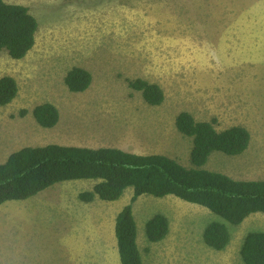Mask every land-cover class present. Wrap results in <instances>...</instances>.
<instances>
[{
	"label": "rangeland",
	"instance_id": "374dc122",
	"mask_svg": "<svg viewBox=\"0 0 264 264\" xmlns=\"http://www.w3.org/2000/svg\"><path fill=\"white\" fill-rule=\"evenodd\" d=\"M25 6L38 22L33 49L21 60L0 53V79L12 78L17 97L0 106V164L25 147L49 144L163 154L191 167V138L175 126L180 112L216 130L246 128L240 156L213 153L205 169L235 180H264V0H3ZM92 75L84 93H71L67 72ZM143 79L164 92L146 104L127 80ZM54 105L58 124L42 128L35 107ZM26 111L25 115L21 112ZM95 181L55 185L22 202L0 206V264H120L115 219L129 204L79 200ZM143 264H244L241 245L264 233V215L231 226L222 252L208 248L203 230L223 221L176 197L144 195L133 204ZM157 214L169 235L149 243L145 224Z\"/></svg>",
	"mask_w": 264,
	"mask_h": 264
},
{
	"label": "trees",
	"instance_id": "16d2710c",
	"mask_svg": "<svg viewBox=\"0 0 264 264\" xmlns=\"http://www.w3.org/2000/svg\"><path fill=\"white\" fill-rule=\"evenodd\" d=\"M37 30L38 22L28 8L0 0V53L5 52L14 60L23 59L35 45ZM64 82L71 93H84L91 86L92 75L74 67L67 72ZM126 82L146 104H163L165 96L159 85L139 78ZM17 94L18 87L12 78L0 79V106L12 103ZM32 116L45 129L54 128L60 118L58 109L50 103L35 107ZM216 124L214 118L200 122L188 112L177 115V130L192 140L191 167L163 154L138 155L115 148L57 144L22 148L0 164V206L28 201L46 189L70 181L96 182L92 190L79 194L84 203L95 199L116 202L131 188L133 195L117 214L114 233L120 264H143L132 206L144 195L160 199L173 196L202 207L223 221L210 222L202 234L208 248L222 252L231 242V226L239 227L254 214L264 215V180H235L204 168L213 153L240 156L250 145L251 135L246 128L233 126L218 131ZM169 231V220L162 214L145 224L149 243L164 241ZM240 255L244 264H264V233L247 234Z\"/></svg>",
	"mask_w": 264,
	"mask_h": 264
},
{
	"label": "clouds",
	"instance_id": "9594fccd",
	"mask_svg": "<svg viewBox=\"0 0 264 264\" xmlns=\"http://www.w3.org/2000/svg\"><path fill=\"white\" fill-rule=\"evenodd\" d=\"M124 196V195H123ZM138 238V237H137Z\"/></svg>",
	"mask_w": 264,
	"mask_h": 264
}]
</instances>
